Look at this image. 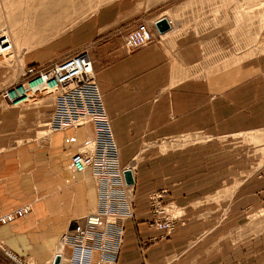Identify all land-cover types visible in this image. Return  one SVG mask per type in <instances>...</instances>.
Returning <instances> with one entry per match:
<instances>
[{"label": "crops", "instance_id": "crops-1", "mask_svg": "<svg viewBox=\"0 0 264 264\" xmlns=\"http://www.w3.org/2000/svg\"><path fill=\"white\" fill-rule=\"evenodd\" d=\"M181 2L151 0L136 11L125 8L123 1L120 10L108 6L58 40L64 45L61 52L27 61L47 64L78 48L87 50L121 165L149 150L142 144L150 140L205 139L184 146L187 153L195 152L185 163L184 177L157 173L154 163L153 170L144 166L146 171L133 164L134 216L124 221L113 264H264V228L258 230L256 221V213L264 209L262 182L245 175L236 184L210 188L204 145L209 138L256 128L257 111L264 109V56L240 51L226 67L223 20L217 19V29L209 33L208 22L194 18ZM161 17L170 25L157 42L125 50L128 30ZM14 58L8 60L9 72L16 68ZM242 58L248 63L241 65ZM1 75L0 69V90ZM40 102L28 100L12 108L0 100V214L30 207L26 216L0 225V246L33 264L47 262L58 237L96 201L88 170L73 172L69 164L74 151L89 145L91 126L39 136L35 122L46 119L44 126L49 119L52 98L50 106ZM251 164L249 159L243 171L251 170ZM157 186H165V201L177 211L172 231L163 237L147 224L146 196ZM7 255L0 251V264H12Z\"/></svg>", "mask_w": 264, "mask_h": 264}, {"label": "rangeland", "instance_id": "rangeland-1", "mask_svg": "<svg viewBox=\"0 0 264 264\" xmlns=\"http://www.w3.org/2000/svg\"><path fill=\"white\" fill-rule=\"evenodd\" d=\"M122 1L125 8L128 6L132 11H136L140 4L142 6L151 2V0H0V33L1 37L4 36L6 42L10 44L8 51L0 53V69L2 70V84H4L2 88L20 80L19 74L22 68L28 64V58L61 52L64 45L60 44L58 40L68 36V32L72 28L94 17L108 6L114 10H120ZM183 1L176 0V3L181 2L184 6L182 8L192 11L197 20L205 19L208 22L209 33L217 29L214 26L217 19L223 20L224 63L226 67L234 62L232 56L240 55V51L241 54L246 52V55H255L258 53L264 56V0H189L188 4ZM222 28L219 27V29ZM212 46L213 43H211ZM63 56L57 57L54 61ZM244 56L242 57L244 58ZM12 57H15L16 68L9 72L8 60H12ZM243 58L241 65L248 63V59L245 61ZM3 73L5 74L3 75ZM51 98V94L42 92L31 96L30 99L43 102V106H50ZM255 117L257 126L253 132L222 136L216 139L209 138L208 144L204 143L210 162V183H213L210 188L214 189L217 185L222 187L236 184L245 175L256 178L264 186V109H259ZM45 120L37 119L35 122L38 126L34 129L40 131L36 132L39 136L47 133V129L42 124ZM204 140L200 137L150 140L142 144V147L149 150L136 155L130 163L135 164L137 168H144L145 171L148 167L144 166L149 165L153 170L152 166L155 164L157 173L184 177L185 163L190 161L194 155L192 153H195L190 151L187 153L184 146H190L191 143L196 146L197 142ZM81 148L82 146L78 150ZM249 149L253 154L250 158L248 157ZM157 150L166 153L159 155ZM148 151L149 153H146ZM249 159L252 161L251 170L243 171L244 166L248 165ZM161 187L157 186L151 190L157 192L162 189ZM163 187L167 191L165 186ZM137 189L134 188L135 196L138 192ZM165 196L159 202L161 206H168L166 207L168 215L175 216L177 211L173 209V203L165 201ZM146 205L147 212L151 215L147 196ZM212 206L215 207V205ZM253 216L255 217V215ZM244 221L243 219L239 220V223ZM256 221L258 230L263 229L264 209L258 210ZM0 251L8 254V251L3 250L1 246ZM8 258L12 264H33V261H27L17 256L16 259H13L9 255Z\"/></svg>", "mask_w": 264, "mask_h": 264}, {"label": "built area", "instance_id": "built-area-1", "mask_svg": "<svg viewBox=\"0 0 264 264\" xmlns=\"http://www.w3.org/2000/svg\"><path fill=\"white\" fill-rule=\"evenodd\" d=\"M152 22H137L123 37V47L132 51L160 39ZM170 25V20H167ZM169 29V28H168ZM10 44L0 33V53ZM20 80L0 90V100L8 107L20 108L31 96L48 93L52 96L50 118L44 124L47 131L75 128L88 123L92 128L90 146L74 151L69 157L73 172L88 170L95 188V205L81 218L74 220L57 240L53 256L43 264H113L122 241L126 219L133 218V184L126 185L123 171L133 172L129 162L121 165L117 143L106 114L102 94L95 81L89 54L85 48L47 64H27ZM167 191L160 189L147 195L150 206L148 226L168 235L175 217L167 214L168 206L159 200ZM170 208V207H169ZM30 212L27 204L0 214V225H7Z\"/></svg>", "mask_w": 264, "mask_h": 264}, {"label": "water", "instance_id": "water-1", "mask_svg": "<svg viewBox=\"0 0 264 264\" xmlns=\"http://www.w3.org/2000/svg\"><path fill=\"white\" fill-rule=\"evenodd\" d=\"M154 28L156 29V31L158 33H163L166 30H168L169 25L167 23V20L164 17H161L159 19H157L154 23H153ZM123 180L124 183L126 185H131L133 184V178H132V173L130 170H124L123 173ZM58 263V257L55 256L54 260H53V264H57Z\"/></svg>", "mask_w": 264, "mask_h": 264}, {"label": "bare ground", "instance_id": "bare-ground-1", "mask_svg": "<svg viewBox=\"0 0 264 264\" xmlns=\"http://www.w3.org/2000/svg\"><path fill=\"white\" fill-rule=\"evenodd\" d=\"M29 100H31V99H29ZM84 125H89L88 123H85V124H83V125H81V126H84ZM49 132V131H48ZM90 144H91V142L89 143V146H90ZM132 164V163H131ZM8 254L10 255V257L11 258H13V259H16L12 254H10L9 252H8ZM17 261V260H16ZM20 263V262H19ZM21 264H26V263H21Z\"/></svg>", "mask_w": 264, "mask_h": 264}]
</instances>
